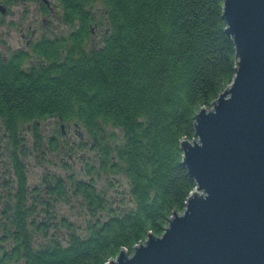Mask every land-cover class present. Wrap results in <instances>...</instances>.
Wrapping results in <instances>:
<instances>
[{
	"label": "trees",
	"instance_id": "obj_1",
	"mask_svg": "<svg viewBox=\"0 0 264 264\" xmlns=\"http://www.w3.org/2000/svg\"><path fill=\"white\" fill-rule=\"evenodd\" d=\"M55 1L57 20L78 21L74 30L35 51L26 78L0 77L14 168L0 188V264H106L161 235L196 186L180 140L195 139L196 113L235 74L223 0ZM91 29L99 43L76 42ZM61 125L77 137L64 138ZM32 151L39 166L46 152L58 160L43 168L40 192L27 187Z\"/></svg>",
	"mask_w": 264,
	"mask_h": 264
},
{
	"label": "water",
	"instance_id": "obj_2",
	"mask_svg": "<svg viewBox=\"0 0 264 264\" xmlns=\"http://www.w3.org/2000/svg\"><path fill=\"white\" fill-rule=\"evenodd\" d=\"M236 67L180 140L196 186L161 235L106 264H264V0H223Z\"/></svg>",
	"mask_w": 264,
	"mask_h": 264
},
{
	"label": "flooded vegetation",
	"instance_id": "obj_3",
	"mask_svg": "<svg viewBox=\"0 0 264 264\" xmlns=\"http://www.w3.org/2000/svg\"><path fill=\"white\" fill-rule=\"evenodd\" d=\"M28 4L34 5L33 8H29ZM56 6L55 0H17L10 3L0 0V26L2 28H0V77L26 78L34 64L37 67L39 66L40 57L35 51H44L43 48L47 42L56 36H67L68 33L74 30H71V25L78 24V21L74 20L71 25L66 22H59ZM5 17L9 19L6 21ZM97 30L91 29L90 35L81 32L76 42H82L85 45L99 43L101 36L100 31ZM41 65L46 67L47 63L42 62ZM61 131L64 138H73V134H69L67 130H64L63 125H61ZM50 132V128L45 129L42 138L46 135L50 136ZM10 138V133H0V188L3 187L2 178L4 175L9 184L14 176ZM54 138L58 142L62 137L54 136ZM28 165L27 160L24 164L26 175ZM49 172H51L50 169ZM41 175H43V171L35 184H30L27 175L28 190L38 187V191H41Z\"/></svg>",
	"mask_w": 264,
	"mask_h": 264
},
{
	"label": "rangeland",
	"instance_id": "obj_4",
	"mask_svg": "<svg viewBox=\"0 0 264 264\" xmlns=\"http://www.w3.org/2000/svg\"><path fill=\"white\" fill-rule=\"evenodd\" d=\"M33 6L34 5L28 4L29 8H33ZM4 19L7 21L9 18L5 17ZM0 28H1V26H0ZM46 123H51V120L48 121V122L46 121L43 124L42 128L44 130L45 129L47 130V128L49 127V125L46 124ZM66 129H67V132L69 134H73V138L74 139H75V137H77V134L74 133V130H73L71 125H68L66 127ZM25 137H27L29 139V134L26 133ZM89 153H90L89 150L79 151L78 152L79 161H80V158H82L83 156L89 155ZM34 155H35V153L32 151L30 153V157L28 158L29 165H28L27 175H28V179H29L28 181L30 182V184H35V183L38 182L39 175H40V173H42L43 168H48V169L52 170L54 168V161L56 162V164L58 163V160L54 159V155L52 153L46 152L44 154L45 158H44L43 166H39V165H36L35 159L33 158ZM79 161L78 160L73 161L74 165L79 167L80 166V162ZM56 170L60 171L58 166H57ZM116 189L118 190V188H116ZM110 192L114 194L115 193V189L111 190ZM70 210H71L70 206H68L66 204H58V206H57V212L58 213H66L67 214V213L70 212ZM72 212H75V211H72Z\"/></svg>",
	"mask_w": 264,
	"mask_h": 264
}]
</instances>
